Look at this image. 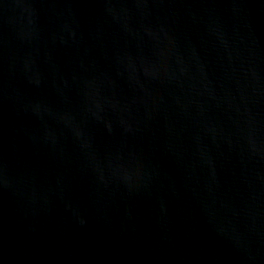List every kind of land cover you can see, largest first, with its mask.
I'll use <instances>...</instances> for the list:
<instances>
[{
  "label": "water",
  "instance_id": "1",
  "mask_svg": "<svg viewBox=\"0 0 264 264\" xmlns=\"http://www.w3.org/2000/svg\"><path fill=\"white\" fill-rule=\"evenodd\" d=\"M0 264H264V0H0Z\"/></svg>",
  "mask_w": 264,
  "mask_h": 264
}]
</instances>
